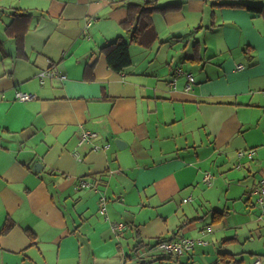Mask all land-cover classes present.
<instances>
[{"label":"crops","instance_id":"crops-1","mask_svg":"<svg viewBox=\"0 0 264 264\" xmlns=\"http://www.w3.org/2000/svg\"><path fill=\"white\" fill-rule=\"evenodd\" d=\"M145 1L179 5L152 14L150 46L129 34ZM227 3L264 0H0V264H264V10ZM14 9L30 15L19 48ZM120 36L132 64L117 73L100 49ZM49 68L66 79L42 84ZM84 130L98 138L79 145ZM182 237L207 244L154 248Z\"/></svg>","mask_w":264,"mask_h":264},{"label":"trees","instance_id":"trees-1","mask_svg":"<svg viewBox=\"0 0 264 264\" xmlns=\"http://www.w3.org/2000/svg\"><path fill=\"white\" fill-rule=\"evenodd\" d=\"M229 6H245L247 10L251 12H262L264 10V5H253V4H240V3H230L226 4ZM179 7L177 4L168 5V6H160L156 3H152L150 1H145L143 4L137 5V22L136 24L129 30L130 37L133 42L139 43L140 45L144 46H150L154 41L156 34L154 32V28L151 22V16L153 13H165L168 11L176 10ZM13 22H12V28L14 29L15 26H17L20 23L19 30H17L16 35V41L18 44V48L23 42V36L26 32L27 26V20L30 17L29 14L23 13L20 9H14L12 11ZM26 23V24H25ZM11 26L9 27V31H11ZM100 51L104 54L106 58V62L113 71L117 73L124 72L131 64H132V58H131V51H130V43L127 42L123 37H118L113 42L105 45L100 49ZM254 150V149H253ZM101 177V176H100ZM94 186H101L102 180L101 178H95L94 180ZM213 185V183H212ZM211 185V186H212ZM254 194V192H253ZM255 195V194H254ZM256 197V196H255ZM214 213V221L217 222L222 216H224V211H215ZM220 217V218H219ZM14 226V223L11 221H7L2 228L1 233L5 234L10 231V229ZM205 231H209V228L207 227ZM204 231V233H206ZM31 234V233H30ZM32 235V234H31ZM34 239V237H32ZM171 241L174 240V238H162L160 239L156 244H158L161 241ZM205 240V239H204ZM35 241V240H34ZM141 247V243H138V245L134 248V250H137L136 248ZM166 256V255H165ZM176 255L166 256V257H173Z\"/></svg>","mask_w":264,"mask_h":264},{"label":"built area","instance_id":"built-area-1","mask_svg":"<svg viewBox=\"0 0 264 264\" xmlns=\"http://www.w3.org/2000/svg\"><path fill=\"white\" fill-rule=\"evenodd\" d=\"M105 2H118L120 0H103ZM92 22L90 21L87 25V28L90 27ZM243 65H238V69H243ZM60 76L61 79L65 80L66 75H60L56 70L49 68L40 73V81L42 84L45 83L46 78H52ZM188 83L186 85V90L191 91L193 89V84L195 82L194 76L192 73H189L187 75ZM15 97L17 101L20 102H27L32 101L37 98V96L33 93L28 92H22L19 90H16ZM4 98L3 95L0 94V100ZM98 138V134L93 131H87L84 130L81 134V139L79 141V145H82L84 143H92ZM106 147H109L107 145ZM103 147L99 145H94L93 150L94 151H100ZM255 150L249 149L244 151H239L238 156L239 158L247 157L248 159L253 160L255 158ZM76 155L78 156V152H76ZM214 176L210 172H205L203 177V182L206 186H211L213 183ZM83 187L91 186L87 182H82ZM254 194L256 196V205L264 212V177H262L254 189ZM192 201V197L190 196L187 199H184V202H190ZM107 202L108 199L105 195H102L100 198V212L102 215H106V208H107ZM115 231H124L126 229V225L124 223H117L114 225L113 228ZM206 245L207 241H205L203 238L199 239H190V238H178L171 241L165 240L161 241L158 244L155 245V249L160 252L162 255L171 256V255H184L187 253L192 252L197 245ZM253 264H261V258L256 259Z\"/></svg>","mask_w":264,"mask_h":264},{"label":"water","instance_id":"water-1","mask_svg":"<svg viewBox=\"0 0 264 264\" xmlns=\"http://www.w3.org/2000/svg\"><path fill=\"white\" fill-rule=\"evenodd\" d=\"M116 143H117V145L119 146V148H121V145H122V142L119 140V139H117L116 140ZM40 163H38L37 165H36V167H34V171H39L40 170Z\"/></svg>","mask_w":264,"mask_h":264},{"label":"rangeland","instance_id":"rangeland-1","mask_svg":"<svg viewBox=\"0 0 264 264\" xmlns=\"http://www.w3.org/2000/svg\"><path fill=\"white\" fill-rule=\"evenodd\" d=\"M199 188L202 189L201 186H200ZM180 202H181V201H179L178 198H176V199L173 200V203H174V204H177L178 206H180ZM190 205H192V204H190ZM197 246H198V245H197ZM130 248H131V247H130ZM128 250H129V252H130V249H129V248H128Z\"/></svg>","mask_w":264,"mask_h":264}]
</instances>
